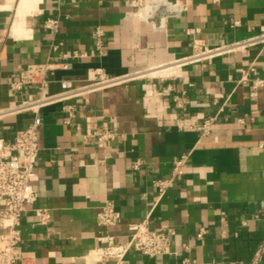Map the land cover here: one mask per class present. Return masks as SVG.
<instances>
[{"label": "crops", "instance_id": "crops-1", "mask_svg": "<svg viewBox=\"0 0 264 264\" xmlns=\"http://www.w3.org/2000/svg\"><path fill=\"white\" fill-rule=\"evenodd\" d=\"M181 2L179 15L147 21L131 0H0V110L59 94L63 81L80 86L98 72L164 66L40 109L33 208L51 219L39 225L32 210L22 218L29 264H248L264 248V87L254 89L264 80V45L172 65L195 40L215 48L264 33V0ZM49 19L56 30L45 26ZM47 64L54 68L28 81V70ZM35 115L0 118V139L12 140ZM102 128L116 138L105 146L85 139ZM166 178L173 186L158 198L153 182ZM108 203L120 215L115 226L98 223ZM140 222L172 230L170 254H102L110 237L126 245L129 226Z\"/></svg>", "mask_w": 264, "mask_h": 264}, {"label": "built area", "instance_id": "built-area-1", "mask_svg": "<svg viewBox=\"0 0 264 264\" xmlns=\"http://www.w3.org/2000/svg\"><path fill=\"white\" fill-rule=\"evenodd\" d=\"M181 1L131 0V5L138 14L145 12L144 18L147 21H154L160 16L179 15L183 9ZM45 26L48 29L56 30L57 21L49 19L45 22ZM259 45H264V33L215 48H207L200 40H195L191 54L173 61L172 65L182 67ZM53 68L52 64L34 66L27 72L28 81L36 82L39 72L52 70ZM163 68L164 66H159L115 77H109L102 72H98L91 81L80 86H74L71 82L63 81L61 83L62 91L59 94L42 96L38 100L24 102L18 106L0 110V118L25 111H32L36 114L31 125L25 130L16 132L12 140L0 139V204H3L0 205V264H29L32 259L29 251L23 247L21 234V221L29 210L33 211L39 225H46L51 219L48 210L33 208L39 198V193L34 184L39 179L36 164L40 151L39 129L42 126V118L38 114L40 109L48 104L71 100L107 88L126 85L139 79L150 78L154 76L152 74L163 70ZM249 71L255 73V68L251 65ZM146 86L147 90L152 93L158 91L153 89L150 84ZM258 87H264V80L259 78L254 80V89ZM171 93V90L167 88V90L155 94L171 95ZM174 100L178 105L180 104L177 97H174ZM212 121L213 119L207 120L196 127L207 129ZM115 138L116 134L109 128L94 130L91 134L85 136L87 141L94 139L98 146H105ZM261 145L263 146L264 142ZM185 161L186 157L183 156L180 160L174 162L173 177L184 166ZM153 186L157 189L158 198H161L173 186V178L155 180ZM119 220L120 215L111 203L106 204L98 213V223L102 226H115ZM129 230L131 235L126 245H115L113 237H110L107 243L108 247L102 254L107 257L121 259L130 250L149 258L171 253L172 230L169 229L167 232L151 230L147 222L133 223L129 226ZM263 256L264 248L262 245L248 264H261Z\"/></svg>", "mask_w": 264, "mask_h": 264}, {"label": "bare ground", "instance_id": "bare-ground-1", "mask_svg": "<svg viewBox=\"0 0 264 264\" xmlns=\"http://www.w3.org/2000/svg\"><path fill=\"white\" fill-rule=\"evenodd\" d=\"M144 13H145V12H142L140 15H141L142 17H144Z\"/></svg>", "mask_w": 264, "mask_h": 264}]
</instances>
